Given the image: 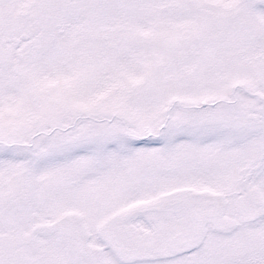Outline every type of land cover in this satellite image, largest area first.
<instances>
[{
	"label": "snow or ice",
	"instance_id": "obj_1",
	"mask_svg": "<svg viewBox=\"0 0 264 264\" xmlns=\"http://www.w3.org/2000/svg\"><path fill=\"white\" fill-rule=\"evenodd\" d=\"M0 264H264V0H0Z\"/></svg>",
	"mask_w": 264,
	"mask_h": 264
}]
</instances>
